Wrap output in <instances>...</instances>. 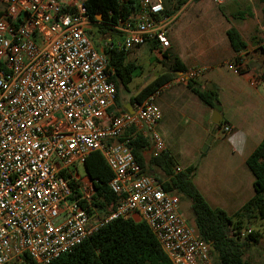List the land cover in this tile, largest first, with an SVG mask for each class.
<instances>
[{"label": "built area", "instance_id": "1", "mask_svg": "<svg viewBox=\"0 0 264 264\" xmlns=\"http://www.w3.org/2000/svg\"><path fill=\"white\" fill-rule=\"evenodd\" d=\"M85 1L3 0L0 264H50L119 218L145 221L173 264H214L213 247L181 212L180 196L142 174L130 137H124L139 127L156 152L164 150L156 130L160 89L133 113L114 111L117 87L105 49L131 52L152 41L167 51L173 21L164 15V1L138 0V9L120 19L118 34L102 48L88 33ZM204 70L191 69L181 80ZM231 129L223 126L225 134ZM95 151L109 165V188L120 199L110 212L94 204L96 181L79 170ZM252 231L244 229L241 237Z\"/></svg>", "mask_w": 264, "mask_h": 264}, {"label": "crops", "instance_id": "2", "mask_svg": "<svg viewBox=\"0 0 264 264\" xmlns=\"http://www.w3.org/2000/svg\"><path fill=\"white\" fill-rule=\"evenodd\" d=\"M163 1L173 21L168 30L171 47L160 52L154 42L147 43L156 54L153 57L168 65L167 70L155 74L154 78L167 72L170 61L175 58L182 61L186 72L204 68L193 81L202 90L218 92V110L222 120L232 129L224 134L223 127L216 128L207 144L212 135L215 109L188 87V81L181 80L184 72L174 75L156 97L162 113L156 130L164 150L176 158L178 170L197 165L193 181L209 205L234 214L254 196V175L247 159L264 139V80L261 77L264 73V42L247 44L242 52L244 72L240 73L233 65L236 53L227 31L234 26L242 33L235 22L242 15L235 11L241 0L223 4L212 0H173L182 2L178 11L175 3ZM0 6L5 8L3 0H0ZM142 47L136 49L135 59H139ZM121 102L122 109L118 112L135 111L138 105L131 100ZM130 130L129 133H143L139 127ZM222 134L226 135L225 139ZM248 227L256 230L251 225ZM257 231L261 233L262 241L264 234Z\"/></svg>", "mask_w": 264, "mask_h": 264}, {"label": "trees", "instance_id": "3", "mask_svg": "<svg viewBox=\"0 0 264 264\" xmlns=\"http://www.w3.org/2000/svg\"><path fill=\"white\" fill-rule=\"evenodd\" d=\"M262 4V37L264 42V0ZM182 2L178 4V8ZM85 6L92 26L97 33L115 35V29L120 19H126L138 9V0H86ZM4 7L0 6V18ZM165 16L171 15L167 10ZM92 39L93 30H88ZM231 46L236 53L233 65L240 73L244 72L241 52L248 42L242 33L231 27L227 31ZM98 35L96 34V37ZM257 39V38H256ZM109 67L112 69L111 80L117 87V101L114 111L122 109L120 97L121 87L129 88L135 78L143 75V66L129 59V51L118 48H106ZM182 61L175 58L170 61L169 70L156 76L146 83L140 91L131 98L132 103H141L147 96L161 89L163 85L172 81L174 75L186 72ZM264 80V73L261 75ZM188 87L207 105L213 109L219 108V94L213 89H200L193 80H189ZM122 111V110H121ZM217 126L221 129L225 125ZM131 149L137 159L142 174L158 179L165 190L176 192L179 196L190 201V209L194 219L198 236L213 247L218 264H254L245 259L249 247L257 245L261 240V233L253 230L245 237H241L246 222L264 219V139L247 159V165L254 175V196L236 213L229 215L225 210L212 208L193 181L197 165L178 170L176 158L167 150L156 152L149 136L141 132L129 133ZM124 139V138H123ZM88 175L95 180L96 195L94 204L107 212L119 204V197L109 188L113 173L100 151L92 152L85 162ZM50 264H173L162 249L156 236L145 221L135 219H116L93 233L84 242L55 259Z\"/></svg>", "mask_w": 264, "mask_h": 264}, {"label": "rangeland", "instance_id": "4", "mask_svg": "<svg viewBox=\"0 0 264 264\" xmlns=\"http://www.w3.org/2000/svg\"><path fill=\"white\" fill-rule=\"evenodd\" d=\"M171 3H175L176 5V11H178V1L169 0ZM180 2V1H179ZM178 2V4H179ZM236 12H241L242 15L237 17L235 19L236 25L240 27L242 31V35L244 39L248 42V44H260L262 42L258 41L263 35L261 32L262 28V20H263V14L261 11V3L259 0H241L240 6L235 7ZM91 30L94 31L98 36L92 39L96 47L102 48L104 46L107 38L110 37V35H101L97 33V29L93 26L91 27ZM257 38V39H256ZM137 49V48H136ZM136 49L132 50L129 54L130 60H135L136 62L139 61V63L143 66V75L135 78L133 82L129 85V88L126 89L125 87H121L120 91V97L123 102L131 100L133 96H135L140 89L149 81H151L155 74L161 72L162 70H167L168 65L162 64L160 60H157V58L153 57L156 54L152 52L147 43H145L141 49L139 59L136 58L135 51ZM225 134V133H224ZM222 134V139L226 138V135ZM79 170L81 174L86 173V167L84 165H80ZM180 209L185 218L188 220V222L192 225H194V219L193 215L191 213L190 209V201L186 197L180 196ZM230 211V210H226ZM229 215H233V212H227ZM252 226L256 230H260L264 234V219H254L250 222L245 223V227ZM214 257V264H218V262ZM245 259L251 260L254 264H264V239L260 241L259 244L253 245L248 248Z\"/></svg>", "mask_w": 264, "mask_h": 264}, {"label": "water", "instance_id": "5", "mask_svg": "<svg viewBox=\"0 0 264 264\" xmlns=\"http://www.w3.org/2000/svg\"><path fill=\"white\" fill-rule=\"evenodd\" d=\"M130 112H134V110L129 109ZM222 124V115L218 109L214 110L212 117V135L209 137L207 144H209L213 138L214 133L216 132V128L218 125Z\"/></svg>", "mask_w": 264, "mask_h": 264}]
</instances>
